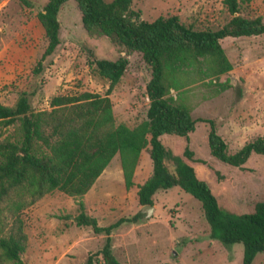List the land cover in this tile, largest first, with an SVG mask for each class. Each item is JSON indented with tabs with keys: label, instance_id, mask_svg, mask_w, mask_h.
<instances>
[{
	"label": "rangeland",
	"instance_id": "1",
	"mask_svg": "<svg viewBox=\"0 0 264 264\" xmlns=\"http://www.w3.org/2000/svg\"><path fill=\"white\" fill-rule=\"evenodd\" d=\"M26 1L0 0V103L12 105L22 91L28 93L34 110L49 109L48 101L54 95L81 91L102 95L108 81L88 67L89 61L125 56L126 68L108 94L114 123L133 127L144 120L148 65L139 52L127 53L105 36L88 34L81 26L74 0L60 6L59 43L42 62V69L32 73L46 44L37 19V11L46 0ZM130 7L146 21L176 14L181 23L194 29L215 30L231 17L222 0H131ZM238 15L260 17L264 22V0L241 4ZM221 45L231 65L226 73L216 78L188 76L180 81L179 90L170 89L174 96L179 91L188 104L191 117L196 119L194 129L187 139L164 134L160 140L174 154L187 146L194 157L203 159V165L194 164L193 168L209 183L221 206L231 212H246L264 198V155H250L241 167L216 160L207 146L206 120H212L227 153L264 136V34L226 37ZM223 81L229 86L215 92L217 83ZM150 171L151 162L143 149L133 170L132 185L125 188L118 154H114L83 195L85 212L100 226L130 217L141 207L136 187ZM152 199V212L144 221L141 211L136 222H123L110 232L111 252L120 264H241L242 244L226 245L211 238L196 198L172 186L156 192ZM76 213L75 200L56 189L24 208L20 216L27 240L20 254L22 262L82 264L87 255L98 250L104 235L77 225L73 220ZM93 264H103L101 257ZM251 264H264V253H256Z\"/></svg>",
	"mask_w": 264,
	"mask_h": 264
},
{
	"label": "trees",
	"instance_id": "2",
	"mask_svg": "<svg viewBox=\"0 0 264 264\" xmlns=\"http://www.w3.org/2000/svg\"><path fill=\"white\" fill-rule=\"evenodd\" d=\"M66 1L46 0L37 11L46 44L32 68L34 74L59 43L57 13ZM130 1L74 0L81 26L88 34L105 36L127 53L139 52L148 65L144 120L133 127L114 123L108 94L126 68L125 56L89 61L88 67L108 81L102 95L89 91L54 95L48 101L49 109L34 110L28 93L22 91L12 105L0 103V264H24L20 254L27 236L20 213L54 189L75 200L77 213L73 220L77 225L89 226L93 233L104 235L101 247L87 255L82 264H93L97 256L103 264H120L111 252L110 232L123 222H136L141 211L100 226L85 212L82 197L116 153L124 187L129 188L143 149L151 171L136 187L140 206L152 205L156 192L177 186L200 202L211 238L226 245L242 244L241 264H251L256 253H264V198L256 200L246 212L224 209L209 183L193 168L205 161L194 157L187 146L174 154L160 140L164 134L187 139L196 122L179 91L174 96L170 89L179 90L180 81L188 76L216 78L226 73L231 65L221 40L264 34V22L260 17L238 15L239 6L251 0H222L231 17L215 30L184 25L176 14L143 20L130 7ZM217 86L215 92L229 85L223 81ZM206 121L207 146L216 160L241 167L250 155H264V136L227 153L212 120Z\"/></svg>",
	"mask_w": 264,
	"mask_h": 264
},
{
	"label": "water",
	"instance_id": "3",
	"mask_svg": "<svg viewBox=\"0 0 264 264\" xmlns=\"http://www.w3.org/2000/svg\"><path fill=\"white\" fill-rule=\"evenodd\" d=\"M153 206L152 205H142L140 207V211L144 212V216L141 218L143 221L148 217L152 212Z\"/></svg>",
	"mask_w": 264,
	"mask_h": 264
}]
</instances>
